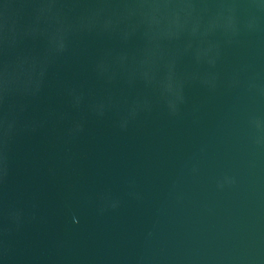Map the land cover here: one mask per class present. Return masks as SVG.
Here are the masks:
<instances>
[{
    "label": "water",
    "instance_id": "1",
    "mask_svg": "<svg viewBox=\"0 0 264 264\" xmlns=\"http://www.w3.org/2000/svg\"><path fill=\"white\" fill-rule=\"evenodd\" d=\"M0 264H264V0H0Z\"/></svg>",
    "mask_w": 264,
    "mask_h": 264
}]
</instances>
